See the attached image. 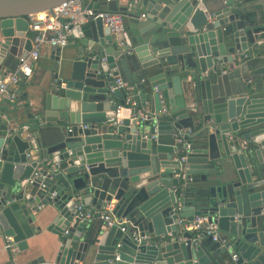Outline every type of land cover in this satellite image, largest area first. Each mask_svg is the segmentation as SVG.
I'll list each match as a JSON object with an SVG mask.
<instances>
[{"label": "water", "instance_id": "1", "mask_svg": "<svg viewBox=\"0 0 264 264\" xmlns=\"http://www.w3.org/2000/svg\"><path fill=\"white\" fill-rule=\"evenodd\" d=\"M65 1L0 0L1 74L29 54L30 16ZM256 1L251 12L242 0H93L122 13L127 31L119 38L101 18L76 25L68 74L50 69L0 126V231L26 250L47 208L63 238L51 259L27 264H264V75H248L264 45ZM117 77L140 90L138 106L120 109L129 94ZM184 128L187 151L174 137ZM112 200L127 232L87 237L74 205ZM202 215L220 240L177 223Z\"/></svg>", "mask_w": 264, "mask_h": 264}, {"label": "built area", "instance_id": "2", "mask_svg": "<svg viewBox=\"0 0 264 264\" xmlns=\"http://www.w3.org/2000/svg\"><path fill=\"white\" fill-rule=\"evenodd\" d=\"M111 2L112 0H99ZM86 4L83 0H67L60 5L54 7L52 10L39 12L30 16L31 30L33 35V48L27 56L20 57V63L15 71H10L6 74L0 75V102L4 98L17 99L18 94L16 89L11 90L10 85L18 88L19 84L24 79L30 78L33 75L34 64L41 56L42 49L45 46L52 48H63L67 46L73 37L74 28L78 24H82L90 19L101 18L104 25L108 26L114 34L123 35L127 31L126 17L119 12L103 11L95 8L93 0ZM145 18V14H142ZM117 87L121 89L127 88V83L123 82L121 78L117 77ZM139 101L134 97L128 95L125 104L120 106V109L125 107H136ZM142 119H146L147 114L141 115ZM190 128H184L175 133L176 140L183 144L184 150H190V144L185 139L186 134L190 133ZM185 159V156H182ZM58 163L52 162L50 171L57 170ZM55 194V193H54ZM75 208L78 210V216L83 220H92L96 214L85 204L76 203ZM115 208L114 201H104L100 208V218L103 220V229L108 231L114 226H119L123 232H127V224L130 223L128 218H117L113 211ZM180 209V207H178ZM177 223L184 231H193L200 233L206 231L208 235L213 237V240H220V228L215 221H210L208 216H196L192 221L186 218H179ZM131 237L134 241L141 242L149 237L142 236L137 230L132 231ZM120 245V244H119ZM6 247L12 252V259L18 251L12 236L7 237ZM233 260L237 259L235 253L231 254ZM116 259H119L117 255Z\"/></svg>", "mask_w": 264, "mask_h": 264}, {"label": "crops", "instance_id": "3", "mask_svg": "<svg viewBox=\"0 0 264 264\" xmlns=\"http://www.w3.org/2000/svg\"><path fill=\"white\" fill-rule=\"evenodd\" d=\"M242 1L244 2L245 0ZM118 4L120 6H125L128 4V0H118ZM244 6H246L248 8V11L251 12L261 10V4L256 0L244 2ZM31 21L32 20L30 18V23ZM33 35L34 32L31 30V27H29L27 30V37L25 38L24 42L25 44L21 46L20 50H22L23 52L31 51V49L33 48ZM114 35L119 38L122 37V34ZM79 43L80 38L72 37L69 44L60 49L59 54L55 52L54 48L49 46H45L42 49L40 58L34 64L33 75L30 78L24 79L23 82L19 84L18 88L14 85L9 86L11 90L16 89V92L18 94L20 85L24 83L25 87L22 93L18 94V97L15 100L4 98L0 102V126L2 125L3 121L7 119L6 115L11 114L12 109L15 107V105H24L26 103V100H28L30 95L35 91V85L42 81L43 78L50 77V69L52 74L56 73V71H59V74H61V76H66L68 74V63H70L71 60L75 57L76 52L79 48ZM254 59L255 62L250 66L248 75H250L252 78L259 79L264 75V45L262 49L254 55ZM125 90H127L130 96L134 97L140 95L141 93L138 88L130 85H127V88ZM216 162L223 161L216 160ZM224 162H232V160L231 158H227V160ZM217 165L219 164L217 163ZM88 207L92 209L96 214V216L89 221L88 226L85 228L88 231L87 237L93 238L97 235H100V231H104L103 220L99 216V208L94 205H89ZM48 208L53 210L51 206H48ZM46 209L47 208H44L42 212L36 214L37 220L32 223V226L35 229V234L31 238L27 239L28 248L23 251L18 249L13 259L12 252L6 247L8 236L0 231V264L5 262H8L9 264H27L31 259L37 257H44L45 259L49 260V258L51 259L54 256V253L57 251L63 238L58 233H54L53 231L48 230L47 226L49 223L46 220L45 216L47 215V213H45V211H47ZM83 234L86 235L85 232ZM223 258L224 259H222L221 264H228V261H230L229 258L225 257V255Z\"/></svg>", "mask_w": 264, "mask_h": 264}, {"label": "trees", "instance_id": "4", "mask_svg": "<svg viewBox=\"0 0 264 264\" xmlns=\"http://www.w3.org/2000/svg\"><path fill=\"white\" fill-rule=\"evenodd\" d=\"M86 4H88L91 0H83Z\"/></svg>", "mask_w": 264, "mask_h": 264}]
</instances>
